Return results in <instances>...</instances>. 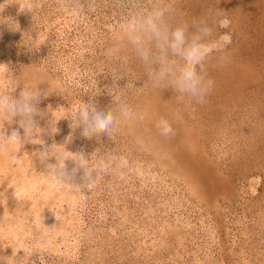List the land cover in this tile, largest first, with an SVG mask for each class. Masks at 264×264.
Instances as JSON below:
<instances>
[{"label": "rangeland", "instance_id": "1", "mask_svg": "<svg viewBox=\"0 0 264 264\" xmlns=\"http://www.w3.org/2000/svg\"><path fill=\"white\" fill-rule=\"evenodd\" d=\"M91 2L66 0L82 5L74 19L60 0H0V96L38 93L27 143L4 142L19 118L0 112V255L25 264H264V0ZM152 11L165 30L185 28L188 43L223 45L198 66L214 82L203 103L178 94L170 72L149 75L181 57L153 39L146 62L119 36L127 13ZM117 98L137 114L135 128L82 136L75 113L118 115ZM158 117L178 131V169V151L134 133L157 128ZM54 152L70 157L64 188L46 175ZM109 154L129 166L105 172ZM85 168L95 183L79 190Z\"/></svg>", "mask_w": 264, "mask_h": 264}, {"label": "clouds", "instance_id": "2", "mask_svg": "<svg viewBox=\"0 0 264 264\" xmlns=\"http://www.w3.org/2000/svg\"><path fill=\"white\" fill-rule=\"evenodd\" d=\"M6 2V0H5ZM3 5V4H0ZM61 9L72 18H79L82 5L79 3H66V0H60ZM93 3L89 0V8L93 7ZM161 13L159 11H152L147 14H140L137 12L127 13L121 18L118 29L119 36L132 45L137 46V51L141 59L151 63L149 52L145 47L147 42L155 40L158 46L165 49H170L173 55L179 56L183 60L182 65L162 66L157 72L150 69L149 75L153 78L163 79L169 72L174 77L171 80V86L174 87L178 94L187 96L197 103H203L207 94L213 87V81L207 78L206 74L198 71V66L202 65L204 57L210 53L215 46L217 50H222L223 45L218 41L212 40L204 43L197 38L194 43H188L186 39V29L176 28L172 31H167L161 26ZM207 34H211V29H205ZM221 62L227 60L226 55L220 56ZM38 101V93L22 90L19 95L13 99H8L6 96H0V112L9 115L13 118H19L18 127L12 130L5 138L6 144L23 145L30 141L31 134L36 127L37 122L34 117L36 115L35 102ZM118 107L114 111L118 115H114L113 111H90L88 107H82L75 113L73 119L84 126L81 133L84 137H92L105 133L114 135L118 133L122 124L129 123L137 119V114L128 103L120 98H117ZM156 127L160 131V135L169 136L173 129L169 122L161 118L157 121ZM23 129V134H21ZM55 132L57 129L52 128ZM34 142V141H33ZM7 151L8 149H4ZM55 157V163H48L46 165L49 170L46 174L50 181V187L64 188L70 184L67 182L69 173L67 171L66 162L70 158L63 153H51ZM45 159L48 158L49 152L46 150L43 153ZM75 162L78 165L85 164V157L83 153L75 156ZM14 162L19 163V158L14 157ZM105 172L115 173L117 170L128 167L129 161L126 157L109 154L102 162ZM76 169L73 168L72 172ZM92 169L85 168V183L75 188L81 187L91 188L95 183V177L91 175ZM0 264H25V256L17 259V255L2 256L0 255Z\"/></svg>", "mask_w": 264, "mask_h": 264}, {"label": "bare ground", "instance_id": "3", "mask_svg": "<svg viewBox=\"0 0 264 264\" xmlns=\"http://www.w3.org/2000/svg\"><path fill=\"white\" fill-rule=\"evenodd\" d=\"M194 22H195V20L194 21H189V22H187L186 23V26L187 27H189L191 24H194ZM162 115V114H161ZM168 116V115H167ZM155 118V116L154 115H150V118L149 119H151V118ZM169 117V116H168ZM159 119H161L160 117H158V120ZM157 120V121H158ZM133 122H135V121H131L130 122V124H132L133 125V127H134V124L135 123H133ZM145 123V122H144ZM169 124L171 125V127H172V129H173V131H172V133L169 135V136H167V137H165V136H162V135H159L160 134V131H159V129L158 128H153V129H148L147 130V128L146 127H144L143 126V124H141V125H136V126H138L137 127V130L136 129H134V133L135 134H137V131L139 132L140 131V134H144V136L145 137H147L148 138V144H149V140H150V138L152 137L154 140H155V137H158V140H155V142H156V144L158 143V141H159V143L160 144H162V143H165V144H167V147H169V149L171 150V149H173L174 151L176 150V152L178 151V149H175V147H176V143H174V139H175V137L177 136V134H178V131L177 130H174V128H173V125H172V123H170L169 122ZM175 127V126H174ZM135 128V127H134ZM158 131H159V133H158ZM157 133L158 135H151V133ZM179 137V136H178ZM166 139V140H165ZM161 140V141H160ZM173 145H175V147L173 146ZM157 152L159 153V151H158V149H157ZM175 154H177V157L180 159V160H177V161H173L174 162V164L175 165H173V166H176V168L178 169V168H180L181 166H182V162L180 163V165H179V163H177V162H180V161H183L182 159L184 158V153H183V151H178L177 153H175ZM200 161H203L202 159H197L193 164H192V169H195V167H197L196 165H199V162ZM178 165V166H177ZM180 166V167H179ZM175 168V169H176ZM196 174V177H198L200 174H199V172L197 173H195ZM201 178V176H199V179ZM187 186L191 189V186H190V184H187Z\"/></svg>", "mask_w": 264, "mask_h": 264}]
</instances>
